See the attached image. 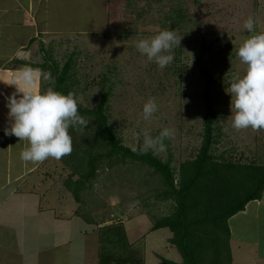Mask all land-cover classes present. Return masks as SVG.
<instances>
[{"label":"rangeland","instance_id":"1","mask_svg":"<svg viewBox=\"0 0 264 264\" xmlns=\"http://www.w3.org/2000/svg\"><path fill=\"white\" fill-rule=\"evenodd\" d=\"M37 5L34 18L41 21L32 29L24 17V26L21 22L17 28L9 26V34L17 33L19 41L29 39L25 59L43 63L51 56L61 66L72 60L73 94L84 107L96 108L101 93L109 89V123L125 145L138 149L144 130L155 137L169 128L175 130V137L166 140L167 150L157 155L169 159L176 170L194 158L203 140L206 78L202 68L207 67L216 79L215 133L219 136L214 152L234 153L236 160L243 154L244 160L264 164V130L232 127V97L226 91L234 77L246 73L247 66L237 56L239 47L251 35L264 33V0H41ZM181 10L184 16L177 22ZM10 14L21 18L17 11ZM249 16L254 19L252 32L244 28ZM164 30H174L182 39L172 50L173 62L160 69L136 44ZM150 98H155L158 111L144 120L142 109ZM88 120L86 130L91 131L93 121ZM68 156L49 158L27 175L20 186L23 195L8 190L7 202H20L15 211L22 217L13 229L0 231V254L22 252L23 264H161L157 255L182 260L168 241L169 228L151 231V214L161 217L171 208L155 199L160 181L152 169L134 163L99 165L87 182L89 188L81 193L85 200L81 208L64 182L71 174L79 177L73 173L75 159L69 161ZM34 185L36 191L28 193ZM39 203L52 210L39 213ZM78 208L97 222L87 223L75 214ZM118 222L123 225L110 227L109 233L118 232L119 237L124 227L127 240L122 243L135 248L117 250L103 239L108 235L103 227ZM228 224L231 237L224 239L230 250L222 253V264H264V191L261 199L250 201ZM131 249L136 250V258L126 262L124 258L134 252ZM1 262L10 260L0 257Z\"/></svg>","mask_w":264,"mask_h":264},{"label":"trees","instance_id":"2","mask_svg":"<svg viewBox=\"0 0 264 264\" xmlns=\"http://www.w3.org/2000/svg\"><path fill=\"white\" fill-rule=\"evenodd\" d=\"M178 12L177 22L184 16L182 10ZM33 40L34 38L31 42ZM46 58L43 63L15 59L13 65L20 66L18 68L27 66L39 70L40 91L53 87L55 91L65 95L73 93L72 60L68 59L61 66L51 56ZM202 70L206 78L203 91L205 103L203 140L196 156L182 162L178 170L169 159L163 160L152 151L138 154L124 144L113 125L109 123L107 114L111 96L109 89L101 93L96 108L90 109L78 103L79 114L86 119H92L90 128L92 130L87 131V126L84 131L69 129L73 151L67 159L69 161L75 159L73 173H78L79 177L76 179L71 174L64 182L81 208L85 205L81 193L89 188L87 182L95 177L99 165L112 167L119 163H134L152 169V173L158 177L160 188L155 199L171 204V208L161 217L151 214L153 220L151 231L169 228L172 236L168 241L182 256L181 261H175L157 255L162 260L161 264H222V253L226 249L230 250L224 239L231 237L229 218L245 210L250 201L261 199L264 191V164H259L255 160H244L243 154L236 160L233 157L234 153L214 152L213 145L218 143L219 136L215 133L218 113L215 108L213 87L216 79L207 67H203ZM47 73H51L54 84L43 80V74ZM75 214L85 219L87 223L97 222L90 213L85 214L79 211V208ZM115 225L121 226L123 222L103 227L108 234L102 236L103 239L114 244L117 250L130 245L135 248L132 243L127 245L122 243L127 240L124 227L119 237L118 232L109 233L110 227ZM135 258L136 250L132 254L129 252L124 260L132 262ZM228 258L231 263L232 257L228 255Z\"/></svg>","mask_w":264,"mask_h":264},{"label":"clouds","instance_id":"3","mask_svg":"<svg viewBox=\"0 0 264 264\" xmlns=\"http://www.w3.org/2000/svg\"><path fill=\"white\" fill-rule=\"evenodd\" d=\"M249 32L254 29V19L249 16L244 22ZM174 30H164L149 39L137 42L138 51L164 69L174 60L172 50L181 45ZM167 53V54H166ZM237 56L247 68L243 77H234L226 90L232 97V127L237 131L251 129L254 132L264 130V33L251 35L237 51ZM40 71L31 67H22L8 80L0 79L16 91L7 96L10 127L4 129L5 135L15 136L27 145L20 152L25 163H43L49 158L60 160L73 151L69 129L84 131L90 121L79 114L78 102L73 93L67 95L48 87L38 90L37 78ZM43 80L54 84L51 73L43 74ZM19 95V98H18ZM158 111L155 98H150L143 106L144 120H149ZM138 134V139H139ZM143 144L138 154L149 150L154 155L167 150L166 140L175 137V130L164 128L153 137L147 130L142 132Z\"/></svg>","mask_w":264,"mask_h":264},{"label":"crops","instance_id":"4","mask_svg":"<svg viewBox=\"0 0 264 264\" xmlns=\"http://www.w3.org/2000/svg\"><path fill=\"white\" fill-rule=\"evenodd\" d=\"M40 1L35 3L34 0H28L27 3H24L23 0H0V79L8 80L20 69L18 68L20 66L13 65L15 59L31 61V59H25V55L28 54L29 51V47H27L29 39L19 41L15 36L17 33L9 34L8 27L12 26L11 28H17L20 22L21 25L23 24L24 26L22 20L24 17H27V20H24L29 21L30 28L33 29L32 25L35 23L37 24L38 21L34 16H37L35 14L38 8L37 4L40 3ZM35 4L37 6H35ZM26 5H28L27 9L24 8ZM13 11L20 13L21 18H19V20L16 18L13 19L10 14ZM39 21L41 20L39 19ZM34 32L33 30L31 31L32 34L30 39L35 37H33ZM37 84L38 90H40V76L37 78ZM15 91V86H9L0 81V231L5 233L7 229L11 230L19 223L16 222V220H18V216L20 215H18V211L15 210H18L21 206L20 202L17 201L7 202V197L10 195L8 190H10L11 193L17 192L23 195L20 186L26 181L27 175L31 176L42 164L48 162V160L37 164L23 162L20 159V152L27 145V142L20 141L19 138L14 135H5L4 129L11 126V122L8 118L9 109L6 106V97L12 95ZM48 173L44 174L49 175ZM33 187L34 188L29 190L28 193L31 194L36 191L35 185ZM37 209L39 213H46L52 210L50 207L45 209V207L41 206V203L38 204ZM13 242H15L14 245L16 246V240H12V243ZM17 253V251H13L12 254L2 253L0 257L10 260V262H8L9 264H23V253ZM6 262L1 263L7 264ZM24 264H27V262L25 261Z\"/></svg>","mask_w":264,"mask_h":264}]
</instances>
